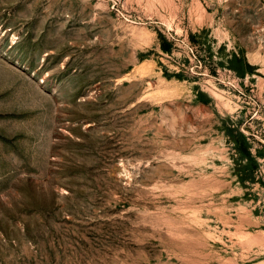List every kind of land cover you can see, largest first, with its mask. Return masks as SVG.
I'll return each mask as SVG.
<instances>
[{
    "label": "rangeland",
    "instance_id": "374dc122",
    "mask_svg": "<svg viewBox=\"0 0 264 264\" xmlns=\"http://www.w3.org/2000/svg\"><path fill=\"white\" fill-rule=\"evenodd\" d=\"M0 264H264V0H0Z\"/></svg>",
    "mask_w": 264,
    "mask_h": 264
}]
</instances>
